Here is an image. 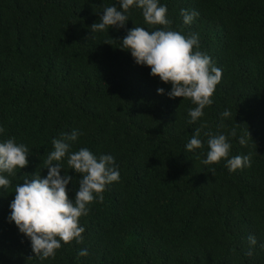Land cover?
<instances>
[{"label": "trees", "instance_id": "obj_1", "mask_svg": "<svg viewBox=\"0 0 264 264\" xmlns=\"http://www.w3.org/2000/svg\"><path fill=\"white\" fill-rule=\"evenodd\" d=\"M159 2L171 29L197 33L199 50L222 70L213 104L195 122L196 105L170 98L171 85L120 48L135 26L162 27L145 23L141 9H130L124 28L93 33L106 7L122 11L119 0H0V142L15 138L30 155L0 188V264H264V0ZM181 9L199 15L185 25ZM196 128L203 147L189 152ZM74 130L82 135L71 151L112 155L120 180L81 218L84 242H62L41 260L9 221L10 204L17 184L47 176L52 140ZM205 133L226 135L229 158L250 155L251 167L204 164ZM61 163L74 200L82 174Z\"/></svg>", "mask_w": 264, "mask_h": 264}, {"label": "clouds", "instance_id": "obj_2", "mask_svg": "<svg viewBox=\"0 0 264 264\" xmlns=\"http://www.w3.org/2000/svg\"><path fill=\"white\" fill-rule=\"evenodd\" d=\"M119 5L122 11L116 6L106 7L100 22L94 23L91 31L94 33L112 27L124 28L129 20L127 13L130 9H141L145 23L162 27L149 31L135 26L128 30L120 48L130 51L137 64L149 67L152 76H158L163 83L170 84L171 91L167 92L170 98L188 99L196 105L189 109L191 122L203 117L204 109L213 104L212 97L222 80V70L215 66L209 55L199 50L198 34L185 36L180 31L172 30L167 6L161 5L159 0H119ZM198 15L195 11L189 13L181 9L185 25L191 24ZM157 91L158 94H165L164 88H158ZM221 115L227 118L231 113L226 109ZM201 128L195 129L187 143L189 152L203 147L199 138ZM3 132L4 128L0 127V133ZM80 135L82 133L74 130L62 138L53 139L54 150L43 161L48 169L47 176L35 173L32 179H25L15 186L9 221L15 222L20 232L30 239L35 257L41 260L55 258L62 242H84L86 229L80 224L81 218L88 215L89 205L97 199L103 201V192L109 184L120 180L118 166L112 155L102 154L97 157L86 147L71 151L70 142H75ZM205 135L209 136V151L202 161L204 164L219 163L223 159L230 171L251 167L250 155L229 158L232 145L226 135ZM231 136H236L235 130L231 131ZM246 142L241 137L240 143L244 145ZM29 156L28 147L16 143L15 138L0 142V188L6 190L11 186V180L4 174L15 176L17 169L28 167ZM64 158H67L69 168L82 174L74 200L69 196L68 189L73 177L67 172L61 175V162ZM248 240L251 245L257 243L255 236H249ZM247 254L252 255V252ZM87 255L86 249L78 252V256Z\"/></svg>", "mask_w": 264, "mask_h": 264}]
</instances>
